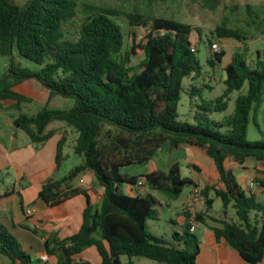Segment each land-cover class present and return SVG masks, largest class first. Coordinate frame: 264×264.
<instances>
[{"label": "trees", "instance_id": "16d2710c", "mask_svg": "<svg viewBox=\"0 0 264 264\" xmlns=\"http://www.w3.org/2000/svg\"><path fill=\"white\" fill-rule=\"evenodd\" d=\"M79 12L87 16L76 39L70 41L64 37L63 26L77 15L73 1L29 0L19 7L9 0H0V57L9 60L8 72L0 78V103H12L19 112L14 126L37 146L60 134L61 129H73L76 138L72 149L81 159L65 177L48 179L38 192V198L50 208H60L76 196L86 199L78 232L64 239H46V254L56 256L57 264H90L75 257L93 247L100 257L99 264H122V257L126 264H133L136 259L155 264H196L199 239L192 233L190 222L168 239L152 235L146 223L159 220V202L151 192L162 193L168 202H174L187 186L197 185L181 176L176 163L165 172L152 171L141 176L121 173L122 168L149 161L169 143L175 148L203 149L219 177V183L200 189V197L206 211L212 209L211 193L220 199L225 219L198 212L193 221L205 224L208 217L215 224L210 229L217 242H226L248 264L260 263L264 258V202L242 188L227 163H264V140L246 139L249 124L256 126L264 100V54L257 50L255 58L249 60L248 38L225 24L217 27L213 32L215 43L230 39L242 49L233 51L223 68L226 78L221 95L209 101L200 99L201 104L195 105L194 124L179 123L177 108L183 80L202 76L193 42L201 39L199 31L194 35L195 30L188 24L136 11L126 13L83 5ZM119 17L129 28V45L121 27L113 21ZM135 29L147 33L137 41ZM207 42L211 52L213 39L207 38ZM136 50L143 54L138 67L130 65ZM216 54L207 60L211 67L222 61H216ZM16 56L39 69L22 67ZM30 81L46 90L49 100L70 98L73 106L61 110L46 105L35 115H27L21 106L30 99L17 88ZM205 88L211 89L191 86L190 99ZM233 92H238V96L232 115L222 121L211 120L213 113L227 109ZM56 122L63 126L47 130ZM66 143L67 136L61 133L56 145V170L66 158ZM87 173L102 188L97 207L90 202L87 191L75 186ZM260 185L263 187L264 183ZM124 186L139 190L133 195L124 194ZM141 188L147 191L142 192ZM8 195L4 193L0 199ZM229 207L234 211L235 222L226 220ZM0 255L11 264L31 262L1 225Z\"/></svg>", "mask_w": 264, "mask_h": 264}, {"label": "rangeland", "instance_id": "374dc122", "mask_svg": "<svg viewBox=\"0 0 264 264\" xmlns=\"http://www.w3.org/2000/svg\"><path fill=\"white\" fill-rule=\"evenodd\" d=\"M29 0H9L10 3L23 7ZM77 6V15L74 19L70 20L63 26L64 37L66 40L73 41L77 37V30L80 24L85 20L86 16L84 13L79 12V8L83 5H93L105 8H111L122 12H139L144 15L151 17H161L173 19L185 24L192 26L193 30L199 31L201 39L196 41L193 40L196 47V58L202 67V76L193 80L185 79L183 80L182 87L183 92L181 94V100L177 108V121L179 123H189L194 124V112L197 110L196 104L200 105L201 100L205 101L214 100L221 95L225 89L224 80L226 78L223 68L229 63L230 56L235 50L242 49L241 45L233 40L224 39L217 41L219 53L221 49L224 50L225 54L222 57L220 64H216L211 67L207 64L208 58L212 55L208 48L207 38L214 40L213 32L215 29L223 24H225L230 29H236L243 33V35L248 38L247 50L249 60H253L256 55V51L259 50L264 54V0H71ZM113 21L121 27L122 32L125 34L126 44H131L129 36V28L126 25L125 20L122 17L113 18ZM137 41L141 40L147 31L143 29H135ZM193 38V37H192ZM215 53V52H214ZM134 57L131 58L130 65L138 67L143 60V54L140 50H136ZM16 62H18L22 67L29 68L33 71L39 69V67L31 62L21 59L16 56ZM9 60L7 57H0V78H2L8 72ZM191 86L201 88L204 86L211 87V89L205 88L201 90L199 96L190 99ZM22 91L30 99L28 103H24L21 109L24 113L29 116L35 115L42 107L46 106L50 109H61L68 110L73 106V100L70 98L56 97L49 100L48 93L46 90L38 87L32 82L22 85ZM245 91V88L243 89ZM238 96V92H233L229 97L228 107L225 111L221 113H213L210 119L213 121H222L225 118L232 115L235 100ZM264 99V95H263ZM261 112L256 119V126L250 123L247 130L246 139L249 142L264 140V100H262ZM19 112L14 109H9L6 111H0V135L6 133V124L10 123L12 118H17ZM62 123L56 122L48 126L47 130L53 128H61ZM68 131L65 133L67 135V143L63 149V154L66 156L65 160L60 164L59 170L55 171V175H52L49 179L59 180L65 177L73 168L78 166L80 163V158L76 156L73 152V144L76 138V132L67 128ZM18 145L22 150H26V145L30 144L26 134L19 130L18 132ZM56 138H60L56 136ZM57 141V139L55 140ZM33 150L39 149V145L30 144ZM199 149L194 147H171L169 143H165L161 149L157 151L155 156L149 161L130 167H125L121 169V173H126L134 176H141L146 173L160 170L167 171V166L170 162L178 163L180 168V174L182 177H188L191 179L194 176L193 170L186 166L187 160H192V162H202L200 159ZM205 159L209 158L205 156ZM210 162V160H209ZM230 163V162H228ZM206 169V168H204ZM194 171V172H193ZM68 172V173H67ZM15 171L14 168L5 170L0 173V190L8 191L13 186L15 181ZM2 180L3 183L2 184ZM192 180V179H191ZM193 181V180H192ZM216 183V182H215ZM254 184L251 189V185ZM256 180L251 179L246 185V189H251L253 191L261 190L262 186L257 184ZM213 184V183H209ZM207 185L204 184V186ZM127 187V186H126ZM126 187L121 189V192L128 194ZM202 186H198L196 189L199 192V198L195 199L193 196L194 188L190 189L186 187L179 198L174 202H168L167 197L159 192H153V195L157 198L159 205L156 207L160 214L159 220L157 221H147V230L155 236L170 238L172 230H175V224L169 221L170 210L165 207V204H171L172 209L179 208L186 201L194 204V209L196 211L203 209V203L200 199V189ZM99 191L102 188L97 187ZM146 189H141L140 191H145ZM190 192V193H189ZM94 197V193L91 192ZM188 196V197H187ZM214 203L211 210L205 211L206 215L209 217L219 218L222 216V202L220 199L213 197ZM174 211H172L174 213ZM229 217L236 221V217L232 208L228 210ZM254 214H252L253 216ZM175 220V217L172 216ZM210 223L208 217L205 219V224L203 226L207 227ZM179 231V230H177ZM178 233V232H177ZM196 235V234H195ZM197 236V235H196ZM199 237V234H198ZM122 264H126V259L121 258ZM152 263V262H151Z\"/></svg>", "mask_w": 264, "mask_h": 264}, {"label": "crops", "instance_id": "0c3cea01", "mask_svg": "<svg viewBox=\"0 0 264 264\" xmlns=\"http://www.w3.org/2000/svg\"><path fill=\"white\" fill-rule=\"evenodd\" d=\"M30 82L40 87L34 81ZM21 88L22 85L17 88V91L25 95ZM9 109H14L11 102L0 103V111H6ZM15 119L16 118H12L11 122L6 124V133L0 135V170L14 168L16 177L10 190H0V195H3L4 193L9 194L7 197L0 199V225L15 238L23 251L30 256V264H57L56 256H48L46 254L43 246L44 241L50 237L64 239L77 233L82 223V212L86 207V199L84 196L80 195L67 201L60 208H50L38 198V192L42 184L52 175H55L56 145L59 140L56 136L60 137V134L66 133L68 129H61L59 131L60 134H56L45 144L39 146V149L33 150L30 146L32 143L29 141L30 144L25 146L26 150H22L18 145L17 137L19 129L14 126ZM56 139L57 141H55ZM197 149L201 151L200 159L204 164L198 161L194 163L192 160H187L186 166L196 170V172L193 171L194 176H192L191 179L197 187L188 186L190 189H197L198 186H202L203 188L206 183L207 185L219 183V177L212 161L209 159V162L208 159H205V156L207 155L203 149ZM79 162L81 163V159ZM171 163L172 162L169 163L167 169L172 165ZM175 163L178 164L177 162H174L173 164ZM227 167L232 170L238 183L245 190H247L245 188L246 185L253 178L259 184L260 182L264 183V163L248 160L243 165L230 162L227 163ZM2 184H4L3 180ZM75 186L87 191L90 202L95 207L98 206L102 190L99 191L97 189L98 186L91 174L87 173L82 175L75 182ZM126 190L129 195H133L136 190H139V188L127 186ZM145 191H147V189ZM91 192L94 193V197L91 195ZM151 193L153 195V192ZM254 194L258 201L264 202V186L261 190L254 191ZM213 197V193H211L210 198L213 199ZM201 201L203 203L202 199ZM202 206L203 209L196 211L194 209V204L186 201L179 208H175L174 211L171 204H165V207L170 210L168 216L169 221L177 227L175 230H172L173 232L176 231L180 233L182 226L190 222L193 226L192 233L196 234L197 237L199 234V253L196 258V264H248L243 261L237 251L231 248L226 242L216 241L215 236L210 229L211 226H215L214 223L210 222L208 224L209 226L205 227L202 224L193 221V215L195 213H205L204 210L206 211V209L204 203ZM172 211H174V213ZM172 216L175 217V220L172 219ZM215 219L222 220L225 218L222 214L221 217ZM226 220L233 221V219L229 217V214L227 215ZM75 259L87 261L90 264L100 263V257L93 247L85 249L82 253L77 255ZM0 264H11V262L6 257L0 255ZM133 264L155 263L136 259L133 261ZM258 264H264V258Z\"/></svg>", "mask_w": 264, "mask_h": 264}, {"label": "built area", "instance_id": "2783aa9c", "mask_svg": "<svg viewBox=\"0 0 264 264\" xmlns=\"http://www.w3.org/2000/svg\"><path fill=\"white\" fill-rule=\"evenodd\" d=\"M192 51H195V47H193L192 48ZM218 51V44L217 43H213L212 45H211V52H217ZM254 184H256V183H253L252 185H251V189L253 188V186H254ZM258 184V186H259V183H257ZM139 185H140V183H139ZM142 189V188H141ZM251 189H248V190H250L251 192H254L253 190H251ZM193 196H194V198L195 199H197V198H199V192L195 189L194 190V192H193ZM193 230V226L191 227V231Z\"/></svg>", "mask_w": 264, "mask_h": 264}, {"label": "water", "instance_id": "95a60500", "mask_svg": "<svg viewBox=\"0 0 264 264\" xmlns=\"http://www.w3.org/2000/svg\"><path fill=\"white\" fill-rule=\"evenodd\" d=\"M224 52H219V53H217L216 55H215V59H216V61L217 62H219L220 61V59L224 56ZM188 187V186H187Z\"/></svg>", "mask_w": 264, "mask_h": 264}]
</instances>
